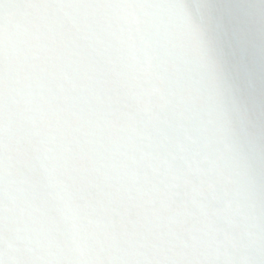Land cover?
Returning a JSON list of instances; mask_svg holds the SVG:
<instances>
[{
    "label": "snow or ice",
    "instance_id": "snow-or-ice-1",
    "mask_svg": "<svg viewBox=\"0 0 264 264\" xmlns=\"http://www.w3.org/2000/svg\"><path fill=\"white\" fill-rule=\"evenodd\" d=\"M0 264H264V0H0Z\"/></svg>",
    "mask_w": 264,
    "mask_h": 264
}]
</instances>
